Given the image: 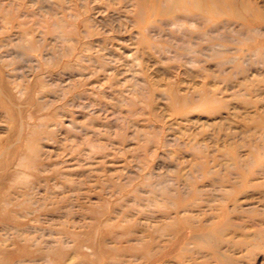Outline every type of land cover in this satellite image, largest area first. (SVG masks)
Here are the masks:
<instances>
[{"label":"rangeland","instance_id":"1","mask_svg":"<svg viewBox=\"0 0 264 264\" xmlns=\"http://www.w3.org/2000/svg\"><path fill=\"white\" fill-rule=\"evenodd\" d=\"M0 0V264H264V0Z\"/></svg>","mask_w":264,"mask_h":264},{"label":"bare ground","instance_id":"2","mask_svg":"<svg viewBox=\"0 0 264 264\" xmlns=\"http://www.w3.org/2000/svg\"><path fill=\"white\" fill-rule=\"evenodd\" d=\"M210 1L209 0L204 1V4H202V7H201L203 9V11H206V12L212 11L211 6H210Z\"/></svg>","mask_w":264,"mask_h":264}]
</instances>
